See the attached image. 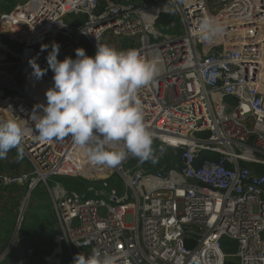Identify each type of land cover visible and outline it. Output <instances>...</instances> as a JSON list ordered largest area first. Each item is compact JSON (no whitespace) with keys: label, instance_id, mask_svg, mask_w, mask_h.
I'll use <instances>...</instances> for the list:
<instances>
[{"label":"built area","instance_id":"2783aa9c","mask_svg":"<svg viewBox=\"0 0 264 264\" xmlns=\"http://www.w3.org/2000/svg\"><path fill=\"white\" fill-rule=\"evenodd\" d=\"M156 8V10H154ZM162 14L181 22L166 34ZM73 16V17H71ZM224 26L201 40L198 23ZM134 39L142 56L159 61V75L139 90L145 123L155 141L172 149L173 165L113 168L91 165L71 137L43 142L25 121L45 103L53 84L47 51L60 45L58 60L75 58L81 41ZM46 69L36 80L30 60ZM47 65V67H45ZM231 99V102L226 99ZM231 107L227 113L226 108ZM24 126L21 144L32 171L0 173V186L25 189L8 250L32 192L46 188L53 218V247L44 264H73L93 248L116 264H264V0H27L0 14V119ZM205 133V135H202ZM17 150V149H16ZM215 153L217 160L204 159ZM246 163L247 165H242ZM118 175L122 190L108 189ZM88 181L83 192L67 191L56 177ZM53 185H49V181ZM232 252H225L223 241ZM35 249L20 250L9 264H33Z\"/></svg>","mask_w":264,"mask_h":264},{"label":"clouds","instance_id":"9594fccd","mask_svg":"<svg viewBox=\"0 0 264 264\" xmlns=\"http://www.w3.org/2000/svg\"><path fill=\"white\" fill-rule=\"evenodd\" d=\"M224 32V26L211 18L198 23L201 40L210 41ZM47 51V65L53 84L45 91L46 103L36 104L28 115L33 131L43 142L71 137L84 149L91 165L113 168L129 156L140 163L156 164L164 148L154 147L155 134L145 123L139 90L160 73V63L142 56L135 48L118 50L97 41L93 55L82 47L75 58L58 60L60 45L53 42ZM32 76L45 73L35 59L29 61ZM24 126L14 118L0 119V159L12 149L23 155ZM73 264H116L115 257L98 248L90 254L77 253Z\"/></svg>","mask_w":264,"mask_h":264},{"label":"rangeland","instance_id":"374dc122","mask_svg":"<svg viewBox=\"0 0 264 264\" xmlns=\"http://www.w3.org/2000/svg\"><path fill=\"white\" fill-rule=\"evenodd\" d=\"M12 1L13 0H0V9L2 10V11H0V14L8 13L9 11H11L13 9L14 5L11 4ZM17 1H19L18 4H22V3L26 2L27 0H17ZM132 1L134 3H136V4H138V3H142V2H144L146 0H132ZM71 17H73V16H71ZM175 25H176L175 30L169 29L168 34H172L173 32H180L181 31V27H180L181 22H180L179 18H175ZM156 27L159 28L158 26H156ZM159 29H160L161 32H165L163 30V28H159ZM106 44L110 45V46H112V47H114V48H116L118 50H124V49H128V48H131V47H134V46H138V43L135 42L134 39H128V40H119V39L112 40L111 39L110 40V38H109L108 39V43H106ZM45 67H47V65ZM48 71L53 76V72L51 71V69H48ZM202 135H205V133H203ZM161 146L164 148V152H163L162 156L164 158H167V157L170 158L171 157V154H170V151H169L170 147L166 146L165 144H160V143L154 141V147L159 148ZM158 155H160V154L158 153ZM164 163H166V162H164ZM149 164L151 165V168L155 167V164H152L151 162H149ZM128 165L129 166H135V165H138V164L130 163ZM31 171H32L31 164L23 156L18 155V152H17L16 149L10 150L9 153L7 154L6 158L0 159V173L19 175V174L28 173V172H31ZM107 182H108L107 185H108V189L109 190H112L113 187H116L119 190H122L123 182H122V179L118 175H115V176L113 175L112 177H110L107 180ZM49 185L50 186L53 185V181L52 180L49 181ZM0 188L6 189L5 187H2V186H0ZM19 189H23V188H19ZM8 191H9V195H8L7 198H9L10 196L13 197L14 195H13V193L10 192L9 188H8ZM18 194H19V200L18 201H21L22 198H23V202H24L25 201V198L23 197L24 194L22 195L20 192H18L16 195H18ZM47 195H48V193L46 191V188L43 185L37 186L35 188V190L32 192V194H31V196L29 198V201L27 203V208L24 211L23 221L21 222V225L19 227L21 232H19V230H18V232L20 234L24 233L23 232L24 229H27L28 231H31L37 226L36 224H41L43 221H45V219L49 220L50 206H49V203H48L49 199H48ZM42 198H44V202H42V204H45L44 209L42 208L40 210H35L34 211V209H36V206L41 204L40 200ZM34 203L36 205H34V207H33ZM15 211H16V209H15ZM10 221H11L10 222V228L11 227L13 228L12 233H11V236H12L14 228H15V223H16L14 221V215L11 217ZM50 222L53 223L52 216H51V221ZM34 230H36V229H34ZM39 230H42V229H37L36 231H39ZM25 234H27V233H25ZM9 238H10V234L9 233L8 234H4V241H9ZM232 251H230V252H232ZM34 260H36V256H34ZM42 263L43 262H41V264ZM35 264H40L38 258H37V261H36Z\"/></svg>","mask_w":264,"mask_h":264},{"label":"crops","instance_id":"0c3cea01","mask_svg":"<svg viewBox=\"0 0 264 264\" xmlns=\"http://www.w3.org/2000/svg\"><path fill=\"white\" fill-rule=\"evenodd\" d=\"M18 2L19 1H17V0H13L11 2V4H13L15 6L16 4H18ZM0 11H2V10L0 9ZM22 156L26 159V157L24 155H22ZM7 187H9V186H7ZM7 187H5V188H7ZM13 187H14V189L10 188L9 190L11 193H13L14 196L13 197L10 196L9 198H7L9 195L8 189L0 188V199H1L0 200V255L8 250L10 241L12 239L11 233L13 230L12 227L10 228V222H11L10 220H11V217L14 215V221L15 222L17 221L19 208H20L22 201H23L22 197H21L22 200L18 201L19 200V194L18 195H16V194L18 192H20L22 195L23 194L25 195V189H19L20 187L17 188V186H13ZM47 197L49 199L48 203H49L50 210H51L50 198L48 195H47ZM42 201L44 202V199H42ZM34 205H36V204L34 203L33 207H34ZM15 209H16V211H15ZM52 225H53V223H51L49 220L48 231H50L51 234L49 235L50 238L44 239V240H43V238H40V236H38L37 234L34 235L35 237L29 236L28 234H25V233H22L23 234L22 235L19 233V232H21V230L19 229L18 233L22 236V240L19 242L17 248L11 249L9 251V253L7 254V256L4 259L3 264H9L10 262H12L15 259L16 254H18V252L20 250H24L25 248H28L30 246L33 248L38 247V249L39 248L41 249V251L39 250L38 253L42 255V258H39V259L43 261L44 256L47 253H49L53 247V237H54L53 235L55 234L56 230L55 231L53 230ZM15 228H16V223H15ZM15 228H14V230H15ZM8 233L10 234L9 241H4V234H8ZM13 234H14V231H13ZM37 256H38V254H37ZM36 261H37V258H36Z\"/></svg>","mask_w":264,"mask_h":264},{"label":"trees","instance_id":"16d2710c","mask_svg":"<svg viewBox=\"0 0 264 264\" xmlns=\"http://www.w3.org/2000/svg\"><path fill=\"white\" fill-rule=\"evenodd\" d=\"M153 1V0H152ZM10 9V8H9ZM7 10V9H6ZM173 21V18L171 15L169 14H162L159 19L157 20V23L156 25L159 27V28H163V30L165 31L164 33L168 34L169 32V24ZM78 47H82L86 54L87 55H93L94 54V50L91 48V46L89 45V43H87L86 41H81L79 43V46ZM226 101L228 102H231L232 100L231 99H226ZM170 151V154H171V157H167V158H164L162 155L160 156L159 155V160L158 162L155 164V167L154 168H151V165L149 164V162H144V163H140L136 158L132 157L130 160H129V164L130 163H134V164H140L142 165V167L146 168V169H154V170H157L159 168H161L162 166H172L173 164L171 163L173 161V159L175 158L174 154L172 153V149H169ZM204 159H211V160H217L219 158V155L215 154V153H207L205 155H203ZM166 162V163H164ZM169 162V163H168ZM242 165H247L246 163H242ZM259 171L260 172H264V166H260L259 167ZM56 182L58 183H61V185L67 190V191H76V192H83L85 190V187L90 184L88 181L84 180V179H81L79 177H56V178H53ZM7 187V186H6ZM14 189L13 186H9L7 187L6 189ZM18 188V187H17ZM44 199V198H42ZM42 199L40 200L41 204L37 205L36 206V209L35 210H40V209H44V206L45 204H42ZM51 216H52V213H51V210H50V213H49V220L51 221ZM49 220H46L43 221L41 224H36L37 228L35 227L34 229H42V230H39V231H36V230H31V231H28L27 229H24L23 232L24 233H27L29 236H33L35 237L34 235L37 234L38 236H40V238H43L44 239H48L50 238V234L51 232L48 231V223H49ZM232 244L229 240L228 241H223V246H224V251L225 252H230L233 250V248H231V245ZM35 256L36 258H38V260H40L39 258H42V255L39 254V250L41 251V249L38 247L35 248ZM38 254V256H37ZM40 264L41 262H43L42 260L39 261ZM36 263V260L33 264ZM44 264V262L42 263ZM226 264H229L228 262Z\"/></svg>","mask_w":264,"mask_h":264},{"label":"water","instance_id":"95a60500","mask_svg":"<svg viewBox=\"0 0 264 264\" xmlns=\"http://www.w3.org/2000/svg\"><path fill=\"white\" fill-rule=\"evenodd\" d=\"M226 112H227V113L231 112V107H227V108H226Z\"/></svg>","mask_w":264,"mask_h":264},{"label":"bare ground","instance_id":"6f19581e","mask_svg":"<svg viewBox=\"0 0 264 264\" xmlns=\"http://www.w3.org/2000/svg\"><path fill=\"white\" fill-rule=\"evenodd\" d=\"M154 10H156V8H154ZM45 103H46V97H45Z\"/></svg>","mask_w":264,"mask_h":264}]
</instances>
